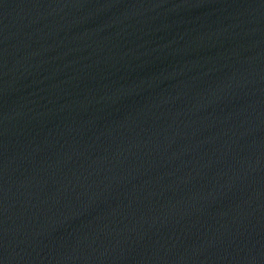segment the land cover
I'll return each instance as SVG.
<instances>
[{
  "label": "water",
  "instance_id": "95a60500",
  "mask_svg": "<svg viewBox=\"0 0 264 264\" xmlns=\"http://www.w3.org/2000/svg\"><path fill=\"white\" fill-rule=\"evenodd\" d=\"M101 0H0V62Z\"/></svg>",
  "mask_w": 264,
  "mask_h": 264
}]
</instances>
